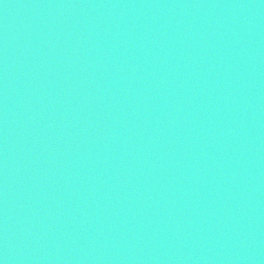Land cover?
<instances>
[{"label":"water","instance_id":"1","mask_svg":"<svg viewBox=\"0 0 264 264\" xmlns=\"http://www.w3.org/2000/svg\"><path fill=\"white\" fill-rule=\"evenodd\" d=\"M0 264H264V0H0Z\"/></svg>","mask_w":264,"mask_h":264}]
</instances>
